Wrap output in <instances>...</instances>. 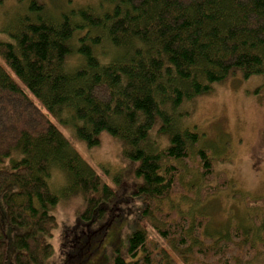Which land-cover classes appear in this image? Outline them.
<instances>
[{"label": "trees", "instance_id": "16d2710c", "mask_svg": "<svg viewBox=\"0 0 264 264\" xmlns=\"http://www.w3.org/2000/svg\"><path fill=\"white\" fill-rule=\"evenodd\" d=\"M90 7L49 12L30 0L0 39V192L15 235L16 264H47L58 220L51 210L61 198L83 192L82 218L104 216L115 195L51 119L71 123L89 147L108 132L140 163V193L160 223L135 230L128 248L115 249L108 264H246L264 253V199L245 201L253 230L232 227L227 237L205 236V216L164 211L158 205L186 193L184 171H198L203 195L229 186L216 176L211 149L196 132L176 127L174 113L236 73L264 75V0H109ZM103 7V6H101ZM77 59L76 64L70 60ZM62 115L66 117L63 118ZM161 119L163 147L151 134ZM183 163V165H182ZM55 170L65 189L53 188ZM216 185L213 186V182ZM17 189L7 190L10 185ZM7 190V191H6ZM1 215V211H0ZM5 229L0 217V264ZM256 239V238H255Z\"/></svg>", "mask_w": 264, "mask_h": 264}, {"label": "rangeland", "instance_id": "374dc122", "mask_svg": "<svg viewBox=\"0 0 264 264\" xmlns=\"http://www.w3.org/2000/svg\"><path fill=\"white\" fill-rule=\"evenodd\" d=\"M29 1L0 0V39L8 40L6 29L23 13ZM40 1L47 5L49 12L56 13L85 7L100 12L111 5L109 0ZM70 63H77L75 56ZM173 115L177 128L196 132L200 136L199 146L211 149L216 176L225 174L230 183L225 190L203 195L206 185L201 174L186 168L182 176L186 193L160 201L158 205L166 212L205 216L209 221L204 232L206 237H227L230 228L240 227L253 230L254 241H259L253 218L261 215L262 210H251L245 198L264 199V75L245 79L238 72L225 82L215 84L210 92L184 104ZM51 119L115 195L100 206L104 216L98 218V208L91 221L82 218L86 201L81 190L60 199L51 210L59 226L52 237H43L44 243L54 247V255L47 264H108L115 249L128 248L135 230L144 227L156 238L152 226L160 223L149 211L148 198L139 192L143 184L137 176L140 163L126 155L123 141L103 132L99 136L100 144L89 147L75 136L70 122L63 123L55 116ZM162 124L159 119L151 137L153 143L165 147L170 140L159 134ZM10 167L9 159L0 164V168ZM50 183L57 190L65 189L66 175L55 170ZM213 183L215 186L216 182ZM14 189H17L14 184L7 188ZM3 194L4 191L0 192V217L5 229L4 264H16L14 239L24 229L9 222ZM246 264H264V253Z\"/></svg>", "mask_w": 264, "mask_h": 264}]
</instances>
